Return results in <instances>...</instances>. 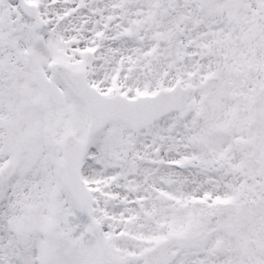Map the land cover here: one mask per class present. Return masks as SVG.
<instances>
[{"label": "snow or ice", "instance_id": "snow-or-ice-1", "mask_svg": "<svg viewBox=\"0 0 264 264\" xmlns=\"http://www.w3.org/2000/svg\"><path fill=\"white\" fill-rule=\"evenodd\" d=\"M0 264H264V0H0Z\"/></svg>", "mask_w": 264, "mask_h": 264}]
</instances>
